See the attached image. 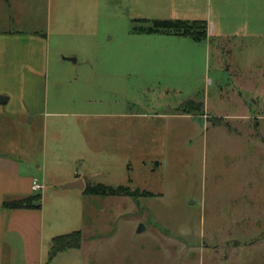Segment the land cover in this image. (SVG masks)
<instances>
[{"label":"rangeland","instance_id":"rangeland-1","mask_svg":"<svg viewBox=\"0 0 264 264\" xmlns=\"http://www.w3.org/2000/svg\"><path fill=\"white\" fill-rule=\"evenodd\" d=\"M144 1L0 0V31L48 44L46 114L18 133L25 157L63 196L78 192L62 189L74 172L125 188L85 195L61 228L80 231L70 254L82 264H264V46L215 67L181 39L142 33ZM237 208L254 222L235 225Z\"/></svg>","mask_w":264,"mask_h":264},{"label":"crops","instance_id":"crops-1","mask_svg":"<svg viewBox=\"0 0 264 264\" xmlns=\"http://www.w3.org/2000/svg\"><path fill=\"white\" fill-rule=\"evenodd\" d=\"M138 6L148 20L205 21L207 38L203 41L169 37L181 39L193 52L205 53L208 64L214 57L218 68L227 69L232 63V55L238 50L253 51L264 46V0H148ZM47 46L46 38L38 33L0 31V264H82L70 254L80 248L67 249L50 258L49 246L54 237L65 235L61 229L64 225L74 226L81 216L84 190L66 186L77 180H82L86 186L87 180L76 172L68 175L64 178L67 185L62 189H76L78 192L63 196L54 179L47 175L45 164L31 169L32 164L25 157L27 153L18 135L29 118L28 124H32L36 116L46 114L43 86L46 88ZM251 103L257 104L255 101ZM240 106L244 115L252 108L247 101H242ZM204 110L208 113L205 107ZM75 129L82 144L79 148L89 149L86 130ZM32 138L29 142L34 144L35 137ZM57 162H53V166ZM33 179L42 186L38 193L32 190ZM36 194L41 196L39 208L3 207L4 202ZM49 196L51 205L46 207L44 202ZM251 213L250 208H237L235 225L253 223L255 218ZM230 242H233V256L235 248L243 243L237 235ZM227 261L229 259L223 263Z\"/></svg>","mask_w":264,"mask_h":264},{"label":"trees","instance_id":"trees-1","mask_svg":"<svg viewBox=\"0 0 264 264\" xmlns=\"http://www.w3.org/2000/svg\"><path fill=\"white\" fill-rule=\"evenodd\" d=\"M151 23L142 33L147 34H166L173 36L190 37L195 41H203L207 38V24L205 21H181V20H144ZM190 104H193L191 101ZM202 105V103H199ZM85 195L95 196H122L126 190L122 186L111 187L102 184L86 185L84 188ZM41 196L39 194L27 197L18 201L4 202L3 207L8 209H28L39 208ZM81 246V233L74 231L69 234L54 237L49 246L50 258L57 253L67 249H78Z\"/></svg>","mask_w":264,"mask_h":264},{"label":"water","instance_id":"water-1","mask_svg":"<svg viewBox=\"0 0 264 264\" xmlns=\"http://www.w3.org/2000/svg\"><path fill=\"white\" fill-rule=\"evenodd\" d=\"M71 61H75L74 59H69ZM1 100V99H0ZM84 182L82 180H77L75 182H72L66 186V188H78L80 190H84ZM144 229L143 226H139L137 232H141Z\"/></svg>","mask_w":264,"mask_h":264},{"label":"built area","instance_id":"built-area-1","mask_svg":"<svg viewBox=\"0 0 264 264\" xmlns=\"http://www.w3.org/2000/svg\"><path fill=\"white\" fill-rule=\"evenodd\" d=\"M42 189V186L39 184L37 179H33L32 181V190L35 193H38Z\"/></svg>","mask_w":264,"mask_h":264}]
</instances>
